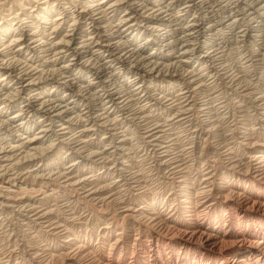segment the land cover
<instances>
[{
  "label": "clouds",
  "instance_id": "clouds-1",
  "mask_svg": "<svg viewBox=\"0 0 264 264\" xmlns=\"http://www.w3.org/2000/svg\"><path fill=\"white\" fill-rule=\"evenodd\" d=\"M253 177L264 0H0V264H98Z\"/></svg>",
  "mask_w": 264,
  "mask_h": 264
},
{
  "label": "bare ground",
  "instance_id": "bare-ground-1",
  "mask_svg": "<svg viewBox=\"0 0 264 264\" xmlns=\"http://www.w3.org/2000/svg\"><path fill=\"white\" fill-rule=\"evenodd\" d=\"M195 207L193 221L146 224L128 243L109 245L98 264H264V178Z\"/></svg>",
  "mask_w": 264,
  "mask_h": 264
}]
</instances>
